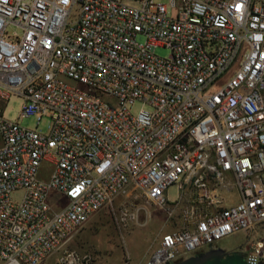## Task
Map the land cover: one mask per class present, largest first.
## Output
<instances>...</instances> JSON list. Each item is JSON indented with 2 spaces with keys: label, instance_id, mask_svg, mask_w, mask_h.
<instances>
[{
  "label": "built area",
  "instance_id": "2783aa9c",
  "mask_svg": "<svg viewBox=\"0 0 264 264\" xmlns=\"http://www.w3.org/2000/svg\"><path fill=\"white\" fill-rule=\"evenodd\" d=\"M138 196L180 219L144 264L264 224V0H0V264H95L69 242ZM234 251L264 264V235Z\"/></svg>",
  "mask_w": 264,
  "mask_h": 264
},
{
  "label": "rangeland",
  "instance_id": "374dc122",
  "mask_svg": "<svg viewBox=\"0 0 264 264\" xmlns=\"http://www.w3.org/2000/svg\"><path fill=\"white\" fill-rule=\"evenodd\" d=\"M167 3V0H155ZM13 28L8 27L7 31ZM141 40V37L137 38ZM156 55L166 57L169 53L165 47H155ZM21 100L18 97L10 96L3 108V117L16 121L19 125L36 129L44 133L47 131L49 119L42 117L38 122L33 116L18 118V110ZM140 107L139 103H134L131 113H136ZM223 203H232L235 200L234 192L227 193L221 191ZM179 193L175 185H171L166 190V197L172 201L178 197ZM12 198L16 199L19 192L12 193ZM55 193L50 191L48 200H53ZM130 202L138 207L136 218L125 229H117L111 216L105 209H100L93 213L83 227L69 242L68 247L76 250L87 251L91 254L95 264H144L152 250L156 247L159 236L169 230L180 226V219L177 212L171 216L160 209L157 205L147 201L141 196L132 199ZM264 235V224L256 227V230L238 231L217 240L213 245H205L199 249L185 255L192 256L219 248L224 251L237 250L243 245L247 246L250 241L258 236ZM55 255H51L41 264H54ZM177 262V261H175ZM170 262L168 264H174Z\"/></svg>",
  "mask_w": 264,
  "mask_h": 264
},
{
  "label": "water",
  "instance_id": "95a60500",
  "mask_svg": "<svg viewBox=\"0 0 264 264\" xmlns=\"http://www.w3.org/2000/svg\"><path fill=\"white\" fill-rule=\"evenodd\" d=\"M174 264H245V262L241 254L234 250L224 251L219 248H213L188 256Z\"/></svg>",
  "mask_w": 264,
  "mask_h": 264
},
{
  "label": "crops",
  "instance_id": "0c3cea01",
  "mask_svg": "<svg viewBox=\"0 0 264 264\" xmlns=\"http://www.w3.org/2000/svg\"><path fill=\"white\" fill-rule=\"evenodd\" d=\"M45 261V260H44Z\"/></svg>",
  "mask_w": 264,
  "mask_h": 264
}]
</instances>
